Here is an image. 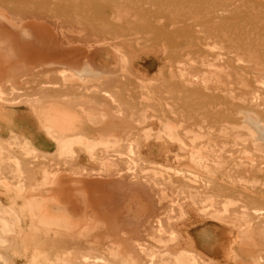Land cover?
<instances>
[{
  "label": "rangeland",
  "instance_id": "obj_1",
  "mask_svg": "<svg viewBox=\"0 0 264 264\" xmlns=\"http://www.w3.org/2000/svg\"><path fill=\"white\" fill-rule=\"evenodd\" d=\"M60 30L75 47L93 44L84 56L95 78L54 46ZM140 81L152 91L144 103ZM76 100L104 110L101 124ZM70 140L66 164L58 153ZM127 180L120 196L112 185ZM30 199L78 225L39 222ZM171 199L175 219L159 225L176 240L159 244L147 220ZM178 253L264 264V0H0V264H169Z\"/></svg>",
  "mask_w": 264,
  "mask_h": 264
},
{
  "label": "bare ground",
  "instance_id": "obj_2",
  "mask_svg": "<svg viewBox=\"0 0 264 264\" xmlns=\"http://www.w3.org/2000/svg\"><path fill=\"white\" fill-rule=\"evenodd\" d=\"M30 5V4H29ZM29 7V6H28ZM254 15V14H253ZM41 31H42V29H40ZM44 30H46L48 33H50V31H49V29H47V28H44ZM23 32V31H22ZM28 32H29V30H28ZM20 33V32H19ZM24 33H25V31H24ZM22 34V35H26V34ZM56 34H57V32H56ZM55 34V35H56ZM23 37V36H22ZM59 37H60V40L57 42L56 41V43H53L54 44V46L57 48V47H64V46H66V47H68L69 48V50H71L70 51V53H72V55H73V57H74V55H75V57H77V56H79V58H81L82 60H83V65H84V67H85V72H87V73H89V74H91V77H93V78H95L96 76H94V74H97L98 73V71L97 70H94L92 67H91V65L88 63V61H87V59H85V56H84V54L85 53H88L87 51H89V49H91L92 47H94V46H92L93 44H90V43H87V41H81L80 43H82V46H77V47H75V46H73L74 45V43H72V42H70L71 40H68L67 39V37L64 35V33L60 30L59 31ZM91 38V37H90ZM94 44H96V46L97 47H99V48H102V46H103V44H102V42H100L99 40H95L94 39ZM65 48V47H64ZM65 50V49H64ZM92 51H94V50H92ZM90 52H91V50H90ZM120 52V51H119ZM61 53V52H60ZM68 53V52H67ZM57 54L59 55V53L57 52ZM56 54V55H57ZM63 54H65L64 52H63ZM62 54V55H63ZM118 54V53H117ZM86 55V54H85ZM66 56H68V55H66ZM61 57V56H60ZM59 57V58H60ZM69 58H70V56H68ZM73 57H71V58H73ZM120 59H121V68L119 69V70H121V72L120 73H125V72H127V59H126V57H124V55L122 54L121 55V53H120ZM71 60V59H70ZM212 62V61H211ZM64 66V65H63ZM211 66V65H210ZM21 68V67H20ZM21 69H19L18 70V72L20 71ZM60 73H61V75H63V76H65V78H73V74H72V71L70 70V68L67 66V67H62V69H60ZM17 72V73H18ZM21 72H23V71H21ZM189 74V73H188ZM75 75V74H74ZM52 76V75H51ZM62 76V77H63ZM79 76V75H78ZM77 76V77H78ZM89 76V75H88ZM76 77V76H75ZM76 77V78H77ZM91 77H89V78H91ZM122 77V76H121ZM124 77V76H123ZM39 78V77H38ZM79 78H81V76H79ZM89 78H87L88 80H89ZM85 79V78H84ZM63 80H64V77H63ZM65 80H67V79H65ZM65 80H64V82H65ZM69 80H71V79H69ZM81 80V79H80ZM87 80V81H88ZM68 81V80H67ZM66 81V82H67ZM84 81V80H83ZM89 81H91V80H89ZM84 83H86L85 81H84ZM89 83V82H88ZM150 83V82H149ZM139 85V84H138ZM97 86V85H96ZM148 86H149V84H148ZM148 86H146L143 82H141L140 81V85L138 86V88L137 89H139V92L141 91H143L145 94V96L143 97V99L141 100V101H143L144 100V98H146V99H150L152 96V91L151 90H149V87ZM155 86V85H154ZM55 87V86H54ZM62 88V87H61ZM88 88V87H87ZM100 88V87H99ZM98 88V89H99ZM114 88V87H113ZM90 89V88H89ZM88 89V90H89ZM93 89V88H92ZM91 90V89H90ZM100 90V89H99ZM86 91H87V89H86ZM85 91V92H86ZM93 91V90H92ZM90 92V91H89ZM95 92V91H94ZM106 92V91H105ZM36 93V92H35ZM81 93V92H80ZM88 93V92H87ZM91 93V92H90ZM177 93V92H176ZM158 94V93H157ZM112 95V94H111ZM142 95V94H141ZM79 98V97H78ZM78 98H76V99H78ZM110 98H113V96L111 97L110 96ZM115 98V97H114ZM113 98V99H114ZM80 99V98H79ZM117 99H115V101H116ZM77 101V104L79 105V106H81V104H85V107L83 108V107H81V108H83L84 110H85V113H87V118L91 121V122H93V123H96L97 121H98V124L97 125H99V124H101V123H99V120H101L102 121V119H103V115H104V113H103V111H102V109H101V111L99 110V108H96L95 106H93V104H92V102H88V101H86V102H81V100H76ZM75 101V102H76ZM90 101V100H89ZM92 101V100H91ZM114 101V100H113ZM118 101V100H117ZM116 101V102H117ZM49 102V101H48ZM116 102H114V103H116ZM146 102H148V101H146ZM51 103H53V102H51ZM59 103V102H58ZM143 103H144V101H143ZM49 104V103H48ZM62 104V103H61ZM117 104H119V103H117ZM62 106H64V105H62ZM119 107H120V105H118ZM117 106V107H118ZM54 107V106H53ZM99 107V106H98ZM118 107V108H119ZM55 108H58V107H56L55 106ZM263 108V107H262ZM121 108H119V110H120ZM12 111V110H11ZM72 111V110H71ZM116 111V110H115ZM143 111V110H142ZM67 112H70V111H67ZM66 112V113H67ZM105 112V111H104ZM13 113V112H12ZM53 113V112H52ZM71 113V112H70ZM73 113V112H72ZM75 113V112H74ZM74 113H73V115H74ZM196 113V112H195ZM211 113V112H210ZM8 114H10V113H8ZM55 114V113H54ZM120 113H119V111H118V109H117V111L114 113V116H118ZM48 115H49V112H48ZM55 115H57V114H55ZM59 115V114H58ZM63 115V114H62ZM61 115V116H62ZM72 115V114H71ZM106 115V114H105ZM144 115V114H143ZM142 115V113H139V116L141 117V116H143ZM65 116V115H64ZM55 117V116H54ZM60 117V116H59ZM121 116H119V118H120ZM145 117V116H144ZM53 118V117H52ZM64 118V117H63ZM62 118V119H63ZM68 118V117H67ZM67 118H66V116H65V119L67 120ZM74 118V117H73ZM114 118V117H113ZM69 119V118H68ZM71 119V118H70ZM69 119V120H70ZM76 119V118H75ZM87 119V120H88ZM104 120V119H103ZM143 121H144V119H142ZM90 121H88V122H90ZM100 121V122H101ZM66 122H70V121H66ZM71 122H72V120H71ZM74 122H75V120H74ZM90 122V123H91ZM228 122V121H227ZM63 123V122H62ZM73 123V122H72ZM68 124H70V123H68ZM71 125V124H70ZM94 125V124H93ZM72 127V126H71ZM259 128V127H258ZM257 130V129H256ZM255 130V131H256ZM164 134L166 135V136H168V137H170L171 138V136H172V132H171V129L166 125V127L164 128ZM131 132V131H130ZM256 132H258V131H256ZM174 133V132H173ZM260 133V132H259ZM131 134H132V132H131ZM160 134V133H159ZM175 135H176V133H174ZM250 134V133H249ZM165 135H164V137H165ZM251 136H253V135H251ZM250 136V137H251ZM152 137V136H151ZM173 137V140H174V138H175V136H172ZM176 137H177V135H176ZM156 138V137H155ZM160 138H161V135H160ZM159 138V139H160ZM165 138H167V137H165ZM251 138H253V137H251ZM137 139V138H136ZM135 139V140H136ZM156 139H158V138H156ZM173 140H171V141H173ZM253 140V139H252ZM78 141H79V139H78ZM81 141V140H80ZM79 141V142H80ZM137 141V140H136ZM254 141H255V138H254ZM73 142L74 141H72L71 142V140L70 141H65V142H63L62 144H61V146H60V151H59V157L61 158V161L62 160H65V163L67 162L68 164H69V162L68 161H66L67 159H66V156L68 155V152H70L69 153V155H68V157L70 156V155H72V154H74L73 152H71L70 150H72L71 149V144L73 145ZM78 142V143H79ZM88 143V142H87ZM181 143V142H180ZM74 144H75V142H74ZM131 144V143H130ZM81 145H82V143H81ZM84 148L85 149H87L86 151H87V153H90L92 150H91V146L88 144V145H86V147H85V145H84ZM91 150V151H90ZM127 150V149H126ZM129 150V149H128ZM130 152V151H129ZM72 153V154H71ZM230 153V152H229ZM91 154L92 153H90V156H91ZM128 154V153H127ZM137 155V154H136ZM73 156V155H72ZM126 157V156H125ZM192 158L193 157H191V161L193 162V160H192ZM70 159V158H69ZM68 159V160H69ZM12 160V159H11ZM71 161V160H70ZM63 163H64V161H63ZM66 163V164H67ZM129 163H131L130 161H129ZM194 163H195V160H194ZM17 164V163H16ZM60 164V163H59ZM135 164V163H134ZM191 164V163H190ZM196 164H198V162H196ZM20 165V164H19ZM138 165V164H137ZM192 165V164H191ZM199 165V164H198ZM57 166V165H56ZM130 166V165H129ZM18 167V166H17ZM53 167H55L54 165H53ZM75 167V166H74ZM135 167V166H134ZM141 167V166H140ZM158 167V166H157ZM159 167H160V169H158V170H160V172H162L161 171V169L163 170V167L164 166H161V165H159ZM162 167V168H161ZM128 168V167H127ZM171 168V167H170ZM57 169V168H56ZM71 169V168H70ZM77 169V168H76ZM80 169V168H79ZM132 169V168H131ZM58 170V169H57ZM75 170V169H74ZM82 170V169H81ZM86 170V169H85ZM103 170L104 169H102V170H100V171H102L103 172ZM15 171V170H14ZM79 171V170H78ZM82 171H84V169L82 170ZM99 171V170H98ZM99 171V172H100ZM165 171V170H164ZM168 171V170H167ZM174 171V170H173ZM172 171V172H173ZM20 172V171H19ZM19 172H17V174L19 173ZM77 172V171H76ZM86 172V171H85ZM102 172H101V175H102ZM134 172H135V170H134ZM159 172V171H158ZM263 172V171H262ZM51 173V171L49 172V174ZM58 173H59V171H58ZM74 173V172H73ZM87 173V174H86ZM86 173H83V174H86V175H88V172H86ZM118 173L120 174V172L118 171ZM136 173V172H135ZM135 173H134V175H135ZM167 173H169V172H167ZM78 174H82V173H78ZM90 174V173H89ZM130 174V173H129ZM137 174V173H136ZM51 176H50V179L47 181L48 183H51L52 181H53V178H54V176L56 175L55 174V171H53L51 174H50ZM59 175V174H58ZM58 175H57V177H58ZM91 175V174H90ZM100 175V174H99ZM121 175V174H120ZM131 175H133V174H131ZM138 175V174H137ZM18 176V175H17ZM45 176V175H44ZM122 176V175H121ZM180 176V175H179ZM57 177H56V179H57ZM181 177V176H180ZM137 178V177H136ZM136 178H135V180H136ZM75 179H76V177H75ZM79 179H81V178H79ZM132 179V178H131ZM139 179H141V178H139ZM139 179H137V180H139ZM44 180V179H43ZM82 180V179H81ZM142 180V179H141ZM152 180V179H151ZM154 180V179H153ZM56 181H58V180H56ZM70 181H72V180H70ZM74 181H78V179L77 180H74ZM128 181V180H127ZM46 182V185L48 184ZM64 182V181H63ZM80 184L81 183H83V185L85 184L84 182H80V181H78ZM129 182V183H128ZM127 182V184L125 185V186H121V187H117L116 186V184H111L112 185V187H113V190L115 189V190H117L120 194L122 193V194H124L125 192H126V189H128L129 187H131L130 185H132L131 184V180H129ZM149 181H147V183H148ZM157 182V180H155V183ZM71 183V182H70ZM146 183V182H145ZM145 184L146 186L144 187V188H141V189H145V190H147V191H149L150 192V194H151V191H152V189H151V187L148 185V184ZM150 183V182H149ZM165 183V182H164ZM55 184H59V183H55ZM61 184H63V183H61ZM76 184V183H75ZM151 184V183H150ZM160 184H162V183H160ZM159 184V185H160ZM44 185V184H43ZM45 185V186H46ZM69 185V184H68ZM74 185V184H73ZM77 185V184H76ZM83 185H80V187L81 186H83ZM152 185V184H151ZM158 185V184H157ZM4 186V185H3ZM108 186V185H107ZM20 185H17L16 186V190H18V189H20ZM54 187H55V185H54ZM164 187H166V186H164ZM204 187V186H203ZM84 188H86V185H85V187L83 186L82 188H80L81 189V191L82 190H84ZM162 189V188H161ZM129 190V189H128ZM163 190V189H162ZM141 191V190H140ZM156 191V190H155ZM177 191V190H176ZM175 191V192H176ZM87 192V191H86ZM143 192V191H142ZM154 192V191H153ZM164 192V191H163ZM133 193V192H132ZM145 193V192H144ZM156 192H154V193H152L154 196L156 195L155 194ZM165 193V192H164ZM180 193H182V192H180ZM86 194V193H85ZM122 194L120 195V196H122ZM129 194L130 193H128V196H129ZM174 194H176V193H174ZM132 195V194H131ZM131 195L129 196L130 198H131ZM163 195H165V194H163ZM161 196V195H160ZM171 196V195H170ZM176 196V195H175ZM192 196V195H191ZM229 196V195H228ZM49 197V196H48ZM86 197V196H85ZM84 197V198H85ZM149 197V196H148ZM166 197V196H165ZM173 197V196H172ZM193 197H194V195H193ZM245 197V196H244ZM122 197H120L119 199H121ZM125 198V197H124ZM124 198H122V199H124ZM156 198V197H155ZM161 198V197H160ZM168 198H170V197H168ZM185 198V197H184ZM192 198V197H191ZM190 198V199H191ZM49 200L51 199V198H48ZM157 200L159 199V198H156ZM155 199V200H156ZM164 199H166V198H164ZM46 200V199H45ZM133 200V199H132ZM131 200V201H132ZM136 200V199H135ZM160 200V199H159ZM172 200V199H171ZM47 201V200H46ZM119 201H124V200H119ZM139 201V200H138ZM165 201V200H164ZM193 201V200H192ZM49 202V201H48ZM55 202V201H54ZM130 202V201H129ZM134 202V201H133ZM160 202H161V200H160ZM166 202V201H165ZM179 202V201H178ZM228 202V201H227ZM226 202V203H227ZM50 203V202H49ZM49 203H48V205L46 204V202L45 201H37V200H35V199H30L29 200V202L27 203L28 204V207H29V209H31V211L33 212V211H35L36 212V218H37V220L39 221V222H41V223H43V224H49V225H53V226H60V224H63V226L64 227H66V228H68V229H71V228H74L75 229V224L76 225H78L77 223H75V224H73V223H71L70 222V219L68 220L67 218H64V214H63V212H61V213H59V211H57V210H59V206L57 205V203L56 204H53L54 205V207L55 208H57V210L56 211H54L55 213H53V210H52V213H51V211H49L48 210V208H47V206H49ZM128 203V202H127ZM132 202H130V204L129 205H133L134 203H136V201L133 203V204H131ZM225 203V204H226ZM51 204V203H50ZM125 204H126V202H125ZM142 204V203H141ZM175 204H176V201L175 200H172V201H170L168 204H166V205H160V206H158V212H156V215L154 216V217H151V218H149L148 220H147V223L149 224L147 227L148 228H150L151 227V232L149 233V238H151L152 240H154L155 242H157V243H159V244H161V243H172L174 240H176L175 238H176V236L177 235H175V238L173 237V235H171V233L169 234L168 233V231H166V229L163 227V223H162V225H159V222H161V221H159V219H160V217L161 216H163V217H165V219L167 218L168 220H173V219H175V215H174V213H173V208H174V206H175ZM11 205V204H10ZM158 205H159V201H158ZM180 205V204H179ZM202 205V204H201ZM50 206H52V205H50ZM86 206V205H85ZM134 206V207H133ZM132 206V208L134 209V210H138V212L140 213V211L142 212V210H144V209H141V206L139 207V205H133ZM142 206H143V204H142ZM203 206V205H202ZM123 207V206H122ZM177 207V206H176ZM50 208V207H49ZM125 208H128V207H125ZM144 208V207H143ZM179 208H180V206H179ZM204 208V207H203ZM51 209V208H50ZM85 209H86V207H85ZM87 209H88V206H87ZM122 209H124V208H122ZM130 209V208H129ZM145 209H146V207H145ZM90 210V209H89ZM130 210H132V209H130ZM176 210V209H175ZM205 210V209H204ZM203 210V211H204ZM85 211V210H84ZM84 211H82V212H84ZM88 211V210H87ZM87 211H85V213L87 212ZM121 211H123V210H121ZM181 211H182V208H181ZM202 211V212H203ZM90 212V211H89ZM177 212H178V210H177ZM2 213H4V210H3V212ZM6 213H7V211H6ZM5 213V214H6ZM92 213V212H91ZM90 213V214H91ZM125 213V212H124ZM131 213H132V211H131ZM135 212H133V214H134ZM179 213V212H178ZM245 213H246V211H245ZM8 214V213H7ZM67 214V213H66ZM122 214H123V212H122ZM121 214V215H122ZM126 216H128V214H129V210H128V213H127V211H126ZM180 214H183V212H180ZM68 215H70V213H68ZM86 215H87V213H86ZM136 215V214H135ZM141 215V214H140ZM139 215V216H140ZM91 216V215H90ZM93 216V215H92ZM122 216H124V218H125V214L124 215H122ZM138 216V218H140ZM17 217V216H16ZM121 217V216H120ZM130 217H132V216H130ZM141 217H142V215H141ZM179 217V216H178ZM177 217V218H178ZM181 217V216H180ZM71 218V217H70ZM79 216H78V219L77 220H79ZM82 218V217H81ZM83 218L84 219H89V218H92V217H89V218H87V217H85V216H83ZM82 218V220L84 221V219ZM123 218V219H124ZM129 218V217H128ZM162 218V217H161ZM12 219V218H11ZM72 219V218H71ZM130 219V218H129ZM132 219V218H131ZM129 220V221H126L127 223L128 222H132V220H135V219H132V220ZM163 219V218H162ZM166 219V220H167ZM81 220V221H82ZM128 220V219H127ZM80 221V222H81ZM94 221V220H93ZM122 221V220H121ZM79 222V221H78ZM91 223H92V220L90 221ZM131 222L130 223H128V224H131ZM146 223V224H147ZM94 224H96L95 222H94ZM169 225V224H168ZM86 226L87 225H85V227L84 228H86ZM77 227V226H76ZM78 228V227H77ZM145 228V227H144ZM88 229H89V226H88ZM143 230H145V229H143ZM171 230V229H170ZM146 231H147V228H146ZM172 232H174L173 230H172ZM165 234H168L166 237L164 236ZM165 238H164V237ZM202 240H204V239H202ZM133 242V241H132ZM114 243H116L115 245H117L118 246V244L117 243H119V242H115L114 241ZM137 243V242H136ZM152 243H153V241H152ZM140 244V243H139ZM136 245V244H135ZM141 245V244H140ZM167 245V244H166ZM110 247V246H109ZM136 247V246H135ZM116 247H114L113 249H115ZM122 248V246H120V253H121V249ZM111 249V248H110ZM112 249V250H113ZM117 249H118V247H117ZM138 249V248H137ZM139 249H140V251L144 254V255H146V257L147 258H152V257H154L155 255H156V253H155V250L156 249H154V247L153 246H151V245H149L148 243H146V244H142V246H139ZM154 249V250H153ZM112 250H110V251H112ZM163 250V249H162ZM166 250L164 249V255H165V252ZM114 252V251H113ZM138 252V251H137ZM183 252V251H182ZM119 253V252H118ZM141 253V254H142ZM170 253V252H169ZM193 254V253H192ZM129 255V254H128ZM177 255V254H176ZM175 255V256H176ZM174 256V257H175ZM126 257L128 258V256L126 255ZM130 257V256H129ZM145 257V256H144ZM173 257V259H170V258H168V263L169 264H199V262L198 261H196V258H195V256H191V255H188V254H185V253H181L180 255H179V253H178V256L177 257H175L174 258ZM163 258V257H162ZM162 258H160V259H162ZM199 258V257H198ZM133 259V258H132ZM157 259V258H156ZM159 259V258H158ZM126 260V259H125ZM200 260V259H199ZM203 260V259H202ZM147 261V260H146ZM148 261H150V260H148ZM147 261V262H148ZM164 261H165V259H164ZM167 261V260H166ZM126 263H127V260L125 261ZM130 262V261H129ZM133 262V261H132ZM203 262V261H202ZM202 262H201V264H202ZM208 262V261H207ZM166 263V262H165ZM164 263V264H165ZM124 264V263H123ZM128 264V263H127ZM167 264V263H166Z\"/></svg>",
  "mask_w": 264,
  "mask_h": 264
}]
</instances>
